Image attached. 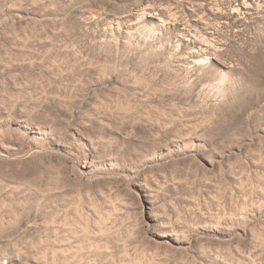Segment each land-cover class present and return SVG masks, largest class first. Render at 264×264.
I'll return each instance as SVG.
<instances>
[{"label":"rangeland","instance_id":"obj_1","mask_svg":"<svg viewBox=\"0 0 264 264\" xmlns=\"http://www.w3.org/2000/svg\"><path fill=\"white\" fill-rule=\"evenodd\" d=\"M5 261L264 264V0H0Z\"/></svg>","mask_w":264,"mask_h":264},{"label":"bare ground","instance_id":"obj_2","mask_svg":"<svg viewBox=\"0 0 264 264\" xmlns=\"http://www.w3.org/2000/svg\"><path fill=\"white\" fill-rule=\"evenodd\" d=\"M178 51V50H177ZM175 52V51H174ZM178 53V52H177ZM201 59H197L195 62H199ZM108 213V212H107ZM102 215V214H101ZM103 216V215H102ZM100 225V224H99ZM146 259V258H145ZM141 260V259H140ZM140 262V261H139ZM142 262V261H141Z\"/></svg>","mask_w":264,"mask_h":264},{"label":"built area","instance_id":"obj_3","mask_svg":"<svg viewBox=\"0 0 264 264\" xmlns=\"http://www.w3.org/2000/svg\"><path fill=\"white\" fill-rule=\"evenodd\" d=\"M2 264H8V262H7V261H5V262H3Z\"/></svg>","mask_w":264,"mask_h":264}]
</instances>
